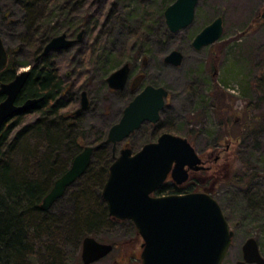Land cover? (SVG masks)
<instances>
[{
    "label": "rangeland",
    "instance_id": "1",
    "mask_svg": "<svg viewBox=\"0 0 264 264\" xmlns=\"http://www.w3.org/2000/svg\"><path fill=\"white\" fill-rule=\"evenodd\" d=\"M174 1L108 0L104 6L103 1L98 0V3L91 7L94 8L96 14L101 13L99 16L100 25H96L92 35L89 34L88 39L86 35L80 45L54 53L51 56L50 59L61 76L66 72L71 73L74 77L80 74L82 75L80 84L85 83V91L88 94L91 108L84 112L82 120L86 126L90 127L89 134L91 132V135L86 136L89 141L84 147L96 145L93 144L94 142H90L96 138L95 133L106 135L108 129L120 119L122 109L131 96H128L127 89L117 95L111 93L108 86L104 85L103 80L123 64L129 63L131 69L129 86L136 75L143 74L144 79L141 87L145 85L163 87L168 92L158 124L161 125V130L158 135L155 132V135L158 137L162 132H169L184 138L201 154L209 153L214 146H218V143H221L219 147H224L228 143L232 144L235 156L231 157L228 172L230 175L242 172L243 165L249 163L250 170L255 173L254 179L249 185H252V194H257L259 198L263 199L264 103L258 100L259 96L255 93L254 78L261 74L264 63V0H199L193 23L186 29L173 34L167 29L164 15L160 14V11ZM112 3L115 4L114 7ZM111 8L120 14L127 25H132V27L138 26L139 23L132 24L135 19H132V22L129 20L130 17L127 16L130 13L149 22L148 36L144 41L145 53L143 52L137 57H130L132 56L129 51L131 41L127 40L125 31L119 23H112L111 34L103 36L106 30L101 26L105 25L106 28H109L107 19ZM15 11L17 12L15 13ZM18 11L17 6L12 5L10 0H0V36L6 46L16 49V57H13L16 62H31L32 60L28 58L30 57L28 49L24 46V36L21 31H15L13 25L8 23L9 19L19 17ZM6 12L10 15L4 20ZM218 17L222 19L223 25L221 38L199 51L193 49L191 43L195 35ZM101 33L102 35H99ZM93 43H96V49L89 47ZM90 49L97 50L98 54H102L105 49L108 55L117 56L114 57V64L104 67L95 62L91 64L89 61ZM173 50H177L183 55L182 64L176 68L163 61L165 56ZM128 58H130V62L127 61ZM143 58H146L145 65H142ZM26 68L21 67L18 72L26 70ZM107 68H111V70L103 78L104 70ZM212 76L220 88L225 90V95L230 97L232 108L228 112L231 117L239 119L237 123L232 122V125L228 129L226 128L229 131V135L226 136L221 135L216 117L209 108L208 96L213 89L214 80ZM247 78L251 81L252 86L243 94ZM71 79L72 81L76 80V78ZM247 103L252 104L249 108V115L242 113ZM78 107H80L79 102L73 108ZM255 117L259 119V124L253 128L255 131L258 129L261 132L256 136V147L251 148L254 139H246L241 134L238 125H243L247 121L253 123ZM33 119L32 116L27 117L26 121ZM148 125L145 124L139 132L133 134L134 136L118 144L114 155L117 156L120 149L126 147L125 144L131 147L134 152L139 150L144 144L141 138L143 133L151 132V129H154ZM230 137H232L231 141ZM128 141L130 142L128 143ZM243 141L246 145L245 152H242L240 147ZM28 142V150L33 151L30 149L36 147L35 141L29 140ZM15 150L13 149V153ZM14 154L16 155L11 160L16 163L15 166L19 170H22L25 162L27 165L29 164V160L25 161L23 158L25 151L21 154H17V152ZM93 176L95 177V175ZM227 180L230 181V179ZM221 186L222 191L214 198L221 205L233 231L231 246L222 264H236L240 261L242 246L248 238H254L258 242L260 253L264 257V220H260L262 216L259 215L262 214L257 212L260 209L257 206L246 207L242 203V197L246 196L243 190H237L236 186H231L226 181ZM91 187L93 188V185L87 183L86 178L78 181L73 187L70 186L48 211L51 212L53 218L60 222L58 232L60 239L55 241L62 259L60 264H79L78 260L81 262L82 240L69 232L72 220L76 218L77 213L83 216L84 211L89 208L102 207L105 209V203L104 206L98 202L87 205L81 202L79 204L72 202V195L77 193L79 188L91 190ZM92 235L99 242L113 246V250L108 256L93 264L139 263L140 245L143 241L128 221L109 223L104 220ZM36 241L33 242L35 254L31 258L28 256L25 262L27 264H48L46 260L49 255L43 247L49 242L45 241L40 244Z\"/></svg>",
    "mask_w": 264,
    "mask_h": 264
},
{
    "label": "trees",
    "instance_id": "2",
    "mask_svg": "<svg viewBox=\"0 0 264 264\" xmlns=\"http://www.w3.org/2000/svg\"><path fill=\"white\" fill-rule=\"evenodd\" d=\"M10 1L12 5L17 6L19 17L9 19L8 23L13 25L15 31H21L25 39L24 46L30 54L28 58L32 61L16 62L13 58L16 57V49L6 46L3 42L8 55V63L5 70L0 73V84L10 82L18 73L19 68L29 66L30 74L18 96L17 104L22 105L29 99H41V101L12 117L4 124L0 132V264H27L26 258L28 256L31 258L35 254L33 242L36 240L40 244L45 241L49 242L48 245L42 246L49 255L47 263L60 264L62 259L55 243L60 239L58 235L60 222L51 216L49 210L41 211L39 205L51 190L54 182L67 171L74 157L89 141L86 136L89 134L90 127L83 123L82 115L74 114L76 109L73 108L79 102L80 92L85 91L86 87L85 83L80 84L82 75L78 74L74 77L71 73L66 72L61 76L58 73L50 59L54 53L47 57H41L37 61L36 59L48 41L56 36L65 34L67 37L75 38L82 31L84 32L83 40L86 35L88 39L96 25H100L99 16L101 13H99L100 15L96 14L92 8L95 3H98V0ZM101 1L106 6L108 0ZM112 5L115 6L114 3ZM166 8L167 6L160 11V14L164 15ZM110 11L107 19L109 28H106L105 25L101 26L108 32L102 31L105 32L103 36L111 34L112 23H119L125 31L127 40L131 41L129 51L132 56L130 57H137L139 54L145 53L144 41L148 36L149 22L130 13L127 16L130 17L129 20L132 22V19H135L132 24L139 23L138 26L132 27V25H127L118 12H114L112 8ZM8 15L10 14L6 12L4 20L8 18ZM95 46L96 43H93L89 47L95 48ZM89 55L91 64L95 62L102 64L103 67L113 65L114 57H117L108 55L105 49L102 54H98L97 50L90 49ZM127 61L130 62V58ZM262 69L261 74L254 78V90L259 96L258 100L264 103V63ZM110 70L111 68L104 70L103 78ZM70 77L76 78V80L72 81ZM212 77L214 79V76ZM106 78L103 80L104 85H106ZM244 86L243 94L252 86L248 78ZM225 93V90L221 89L214 79L213 89L208 96L209 108L216 117L220 132L221 129L226 131L235 119L227 117V112L231 111L232 104ZM2 100L3 97L0 96V102ZM246 105L242 113L249 115V108L252 104L247 103ZM31 116L34 119L26 121V118ZM254 119L253 123L247 121L243 125H238L241 134L246 139H254L251 148L256 147V136L261 132L258 129L256 132L253 128L259 124V119L257 117ZM160 126L152 127L160 129ZM94 136L96 138L90 142L98 144L105 139L106 135L95 133ZM156 137V135L154 138L145 137L143 143L154 141ZM29 140L35 141L36 147L30 149L33 151L28 150ZM240 147L242 152L246 151L245 141ZM13 149H16L14 153L17 152V154L25 151L23 158L25 161L29 160L28 165L26 162L24 163L22 170H19L15 166L16 163L11 160L16 155L13 153ZM100 153L103 156L100 155V157ZM112 157L113 152L110 146L102 147L93 153L90 165L84 175L75 182L86 178V182L92 184L93 188L91 187V190L79 188L77 193L72 195L73 203L81 202L87 205L98 202L105 206L101 198V190L106 182ZM250 167V164L246 163L245 166L243 165V171L237 172L238 175L230 180L237 190L245 192L246 196L242 197V203L250 208L257 206L260 209L257 212L262 214L259 215L262 216L260 220H264V197L261 199L257 194H252V185H249L254 179L255 173L250 170ZM167 189L164 187L160 192L165 193ZM104 220L109 223L116 221L109 217L106 206L105 209L102 207L89 208L84 211L83 216L77 213L76 218L72 220L69 232L80 240L92 237L94 230ZM68 222L70 223V220ZM78 263H81L80 260Z\"/></svg>",
    "mask_w": 264,
    "mask_h": 264
},
{
    "label": "water",
    "instance_id": "3",
    "mask_svg": "<svg viewBox=\"0 0 264 264\" xmlns=\"http://www.w3.org/2000/svg\"><path fill=\"white\" fill-rule=\"evenodd\" d=\"M198 2L175 0L165 9V25L170 33H178L193 23ZM222 34V19L218 17L194 37L191 45L199 51L217 42ZM82 35L80 32L76 40L67 39L65 34L52 38L36 61L51 52L72 46L81 40ZM163 61L176 68L182 64L183 55L173 50ZM7 63V53L0 37V73L5 70ZM129 72V65L124 64L111 73L106 79L109 88L123 89ZM29 74L27 68L17 73L10 82L0 84V96L3 97L0 102V132L12 117L41 101L29 99L22 105L17 104ZM167 96L168 92L163 87L146 85L126 106L119 122L109 129L107 138L97 145L84 147L73 159L70 168L54 182L43 198L39 209L48 211L66 189L85 173L95 150L109 144L114 150L118 143L138 130L143 123H156ZM87 106L88 101L83 92L78 112ZM199 163L200 159L186 139L163 133L137 153L132 154L128 148L121 150L110 165L101 198L110 217L130 221L134 225L143 240L140 255L142 264H222L233 232L219 204L211 196L203 193L150 196L163 185L169 173L176 184H181L187 179L186 167L197 170L200 169ZM112 249L110 244L86 237L82 240L81 261L83 264L96 263L109 255ZM242 254V260L236 264H264L254 238L245 241Z\"/></svg>",
    "mask_w": 264,
    "mask_h": 264
},
{
    "label": "flooded vegetation",
    "instance_id": "4",
    "mask_svg": "<svg viewBox=\"0 0 264 264\" xmlns=\"http://www.w3.org/2000/svg\"><path fill=\"white\" fill-rule=\"evenodd\" d=\"M15 1H18V0H15ZM83 33V35H82V38H81V40L79 41V42H77V43H75V44H73L72 46H70V47H68V48H66V49H63V50H68V49H70V48H73V47H75V46H77V45H79L82 41H83V36H84V32H82ZM79 34V33H78ZM78 34L76 35V37L75 38H70V37H67L66 35V38L67 39H69V40H76V38H77V36H78ZM63 50H59V51H55V52H51V53H57V52H61V51H63ZM50 53V54H51ZM50 54H48V55H50ZM47 55V56H48ZM47 56H44V57H47ZM43 57V56H42ZM145 60H143L142 61V65H145V62H144ZM129 68H130V65H129ZM130 73H131V69H130V72H129V75H128V80H127V83H126V86L123 88V89H121V90H113V89H111V88H109V86H108V84H107V82H106V85L108 86V88H109V91L111 92V93H113V94H115V95H117L118 93H121L122 91H124L125 89H127L128 90V96L130 95L131 97H130V100L128 101V103L126 104V106L134 99V97L137 95V94H139L143 89H144V87L146 86H144V87H141V85H142V81H143V79H144V75L143 74H138V75H136L133 79H132V81L130 82L131 84H130V86H129V80H130ZM141 78L138 82H136L135 80L137 79V78ZM107 79V78H106ZM83 92H85V94H86V98H87V101H88V106H87V108L85 109V110H80L79 112H78V110L80 109V107H78V108H76V110H75V112H74V114L76 115V116H80V115H84V112L85 111H89V109L91 108L90 106H91V103H90V101H89V97H88V94H87V92L86 91H81L80 92V98H79V103H81V95H82V93ZM228 97V99L230 100V97H229V95L227 96ZM165 102H166V100H165ZM126 106L122 109V113H121V117H122V115H123V111H124V109L126 108ZM164 109V108H163ZM163 111V110H162ZM162 111L160 112V116H161V113H162ZM121 117H120V119H121ZM227 117H229V118H231V115H230V113L229 112H227ZM161 118V117H160ZM160 118H159V120L156 122V123H149V122H145V123H143L142 125H141V127L138 129V130H136L135 132H133L132 134H130L125 140H123L122 142H125L127 139H129V138H131L132 136H134L133 134H135L136 132H139L144 126H145V124H149L148 126L150 127V128H153V127H157V125L159 124V122H160ZM119 119V120H120ZM119 120H118V122H119ZM238 118L237 119H234L233 120V122L234 123H237L238 122ZM118 122H116L115 124H117ZM115 124H113V125H115ZM112 125V126H113ZM111 126V127H112ZM153 126V127H152ZM110 127V128H111ZM109 128V129H110ZM109 129H108V131H109ZM108 131H107V133H108ZM143 132V131H142ZM155 132H157V135H158V133L160 132V129L158 128H155V129H151V132H148V133H143V135H142V139H145V137H150V138H154L155 137ZM229 131L228 130H223L222 129V131H221V135L222 136H226V135H229V133H228ZM107 133H106V136H105V139L107 138ZM163 133H169V132H162L161 134H163ZM160 134V135H161ZM156 135V136H157ZM159 135V136H160ZM158 136V137H159ZM158 137H156L155 138V140L154 141H151V142H146V143H144L141 147H140V149L145 145V144H148V143H152V142H155L157 139H158ZM104 139V140H105ZM141 139V140H142ZM103 140V141H104ZM140 140V141H141ZM232 140V137H230V141ZM103 141H101V142H103ZM100 142V143H101ZM122 142H120V143H122ZM130 141H128V143H129ZM120 143H118V144H120ZM127 143V144H128ZM117 144V145H118ZM221 143H218V146H214V148L212 149V151H210L209 153H203V154H201L200 152H198V150L193 146V148H194V150H195V153H196V155H197V157L200 159V163H199V167H200V169H197V170H194V169H189V168H187L186 167V169H187V179H186V181L185 182H183V183H181V184H176L174 181H173V179H172V177H171V173H169L168 175H167V178H166V180H165V182L163 183V185L160 187V188H158L155 192H153L150 196L151 197H161V196H166V195H185V194H191V193H203V194H207V195H209V196H211V197H216V195L220 192V191H222V186L221 185H223V183H224V181H226L227 183H229L231 186H233V183H232V181L230 180H227V179H231L232 177H236V175H238V173L236 172V174L235 173H233L232 175H230V173L228 172V169H229V166H230V163H231V157H233L234 158V156H235V150L234 149H232V144H230V143H228V144H226L224 147H219V145H220ZM110 145V147H111V150H112V152H113V157H112V162L114 161V159L116 158V157H118L119 156V154H120V151L121 150H123V149H126V148H128V149H130L131 150V152H132V154H134V153H137L139 150H137L136 152H134V150L131 148V147H128V145H126L125 144V146L126 147H124V148H122V149H120V151H119V153H118V155L117 156H115L114 155V153H115V151H116V147H115V149L113 150L112 149V145L111 144H109ZM116 145V146H117ZM106 146V145H105ZM102 147H104V146H102ZM101 147V148H102ZM84 148V147H83ZM83 148H82V150H83ZM100 149V148H99ZM81 150V151H82ZM80 151V152H81ZM96 151V150H95ZM94 151V152H95ZM79 152V153H80ZM93 152V153H94ZM78 153V154H79ZM77 156V155H76ZM75 156V157H76ZM74 157V158H75ZM92 157H93V154H92ZM92 159V158H91ZM72 162H73V160H72ZM72 162H71V164H72ZM91 162V161H90ZM112 164V163H111ZM110 164V165H111ZM90 165V164H89ZM71 166V165H70ZM70 166H69V168H70ZM68 168V169H69ZM88 168V167H87ZM67 169V170H68ZM87 170V169H86ZM72 186V185H71ZM164 187H166V188H168L167 190H166V192L165 193H161L160 191H161V189L162 188H164ZM215 199V198H214ZM104 202V201H103ZM114 220H116V219H114ZM116 221H121V220H116ZM129 222V221H128ZM132 226H133V224L131 223V222H129ZM134 227V226H133ZM231 228V227H230ZM245 243V242H244ZM142 244L143 243H141V245H140V254H141V252H142V250H143V248H142ZM243 247V246H242ZM140 254H139V263H136V264H142V262H141V259H140ZM242 258H243V254H242V256H241V260H242ZM135 260H137V259H135ZM240 260V261H241ZM239 262V261H238ZM114 264H128V263H120V262H117V263H114Z\"/></svg>",
    "mask_w": 264,
    "mask_h": 264
}]
</instances>
